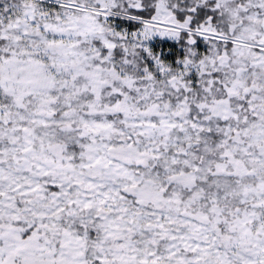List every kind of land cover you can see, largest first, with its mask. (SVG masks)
Wrapping results in <instances>:
<instances>
[{
    "label": "snow or ice",
    "instance_id": "obj_1",
    "mask_svg": "<svg viewBox=\"0 0 264 264\" xmlns=\"http://www.w3.org/2000/svg\"><path fill=\"white\" fill-rule=\"evenodd\" d=\"M0 264H264V0H0Z\"/></svg>",
    "mask_w": 264,
    "mask_h": 264
}]
</instances>
